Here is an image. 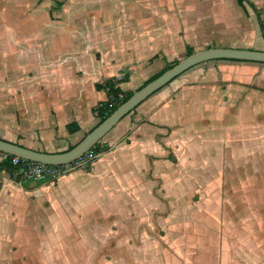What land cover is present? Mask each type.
Masks as SVG:
<instances>
[{
  "label": "crops",
  "instance_id": "1",
  "mask_svg": "<svg viewBox=\"0 0 264 264\" xmlns=\"http://www.w3.org/2000/svg\"><path fill=\"white\" fill-rule=\"evenodd\" d=\"M21 10L17 7L10 10L11 24ZM28 11L30 22L22 27L24 30L8 24L9 19H5L8 15L0 11V64L4 69L2 74L7 75V80L2 78L0 85L3 90L0 112L6 110V96L9 95L10 120L16 128L12 138H0L35 150L61 152L79 142L99 123L95 107L108 97L105 89L96 87L98 83L108 78H122L118 87L123 91H135L152 76H143L144 69L136 64L157 57L158 51L150 48L158 46L163 36L155 29L148 35L140 33L132 40L129 32L120 34L112 25L108 27L99 22L98 17L90 23L93 12L87 23L81 19L79 23L66 20L52 23L50 10L38 7ZM3 20L6 23H2ZM87 33L90 39L85 43L83 37ZM22 35L28 40L27 45L18 39ZM51 38H55V46L58 41L59 50L52 46ZM179 40L178 35L166 37L170 47ZM73 43H78L79 48H72ZM129 46L138 47L143 56L148 52V57L137 61L127 52ZM242 47L264 50V45L262 48ZM120 48L126 49L122 55ZM7 51L13 55L9 68L6 66ZM25 51L36 55L23 60ZM161 59L164 64L170 61L164 55ZM225 114L236 116L235 123L240 133L242 129V135L239 133L219 143L220 167L217 171L222 184L225 181L229 188L237 186L244 192L242 186L246 182L250 186L248 192L264 190V63L232 60H209L178 75L125 115L101 139L110 148L99 155L91 170H76L56 182L78 180L82 183L87 178L97 180L115 173L122 177L124 191L139 192L142 188L152 189L151 176L155 182L157 177L166 174L167 167L172 170L168 174L176 172L179 175L185 171L184 174L191 175L194 160L203 152L200 144L190 136L197 131V128L193 130L194 121L206 117L211 122L220 119L219 126L224 128ZM4 119L2 115L0 120ZM198 132L202 131L198 129ZM124 134V140L118 142ZM226 149H231L234 161L235 154L238 155L240 162H229L224 157L228 155ZM169 153L171 159L167 157ZM249 155L257 160L251 171L245 166ZM2 157L0 153V161ZM181 159L188 161L183 168L177 165ZM236 167L243 172L238 173ZM21 179L18 174L0 170V240L30 239L34 234L40 241L52 239L60 243L63 224L50 208L58 193L55 181ZM227 184H223V188L229 191ZM78 186L80 183H76V188ZM19 197L21 203L17 201ZM47 202L49 206H45ZM236 211L232 207L234 214H238ZM75 221L69 223L71 232L75 230ZM40 245L42 250L46 249L43 243ZM257 258L262 262L264 254L258 252Z\"/></svg>",
  "mask_w": 264,
  "mask_h": 264
},
{
  "label": "rangeland",
  "instance_id": "2",
  "mask_svg": "<svg viewBox=\"0 0 264 264\" xmlns=\"http://www.w3.org/2000/svg\"><path fill=\"white\" fill-rule=\"evenodd\" d=\"M248 1L254 3L264 20V0H0V11L8 15L5 19L11 24L10 10L23 9L12 23L19 30H24L22 27L30 22L28 10L38 7L51 11L52 23L62 20L79 23L80 19L87 23L93 12L90 23L98 17L99 22L108 27L112 25L120 34L129 32L132 40L140 33L148 35L156 29L158 35L163 36L158 46L150 48L158 51L157 57L136 64L144 69L143 76H151L164 65L161 55L170 61L183 58L185 44L194 50L238 45L262 48L264 37ZM172 34L178 35L180 40L170 47L166 37ZM89 35L83 37L85 43ZM24 36L18 39L27 45ZM51 42L53 46L55 38H51ZM57 42L54 48L59 50ZM70 46L79 48L78 43ZM121 50L120 55L126 52V49ZM127 52L137 61L148 57V52L143 56L135 46H129ZM10 53L6 52L7 68L12 65ZM29 53H23V60L36 55ZM2 67L0 64V85L2 78L7 80ZM2 91L0 86V100ZM6 97V110L0 112V117L5 118L0 120V136L12 138L16 128L10 120L9 95ZM236 120L235 115L225 114L224 128L219 126L220 119L211 122L206 117L194 121L193 130L197 128V131L190 136L200 144L203 152L194 160L192 174H184L185 171L179 175L176 172L168 174L172 170L167 167L166 174L157 177L155 182L151 176L152 189L124 191L122 177L115 173L97 180L87 178L82 183L54 180L58 193L50 208L63 224L60 231L63 239L60 243L52 239L40 241L31 233L30 239L0 240V264H264V260L261 262L257 258L258 252L264 254V190L248 192L250 186L245 182L243 186L247 189L242 186L243 192L233 185L230 189L229 183L224 181L228 191L223 188L217 171L220 167L219 143L240 133ZM124 138L125 134L118 142ZM226 151L228 155L224 157L229 162H240L236 154L237 161H234L231 149ZM171 155L167 157L171 159ZM256 162L254 155L247 156L246 170L251 171ZM186 163L187 160L181 159L177 165L183 168ZM91 166L76 170L88 171ZM236 170L243 172L237 167ZM18 175L24 179L20 173ZM76 183H80L77 188ZM235 195L236 199L239 197L237 205ZM17 201L21 203V197ZM232 207L238 214L232 212ZM74 220L75 230L71 232L69 223ZM40 243L45 250L40 248Z\"/></svg>",
  "mask_w": 264,
  "mask_h": 264
},
{
  "label": "water",
  "instance_id": "3",
  "mask_svg": "<svg viewBox=\"0 0 264 264\" xmlns=\"http://www.w3.org/2000/svg\"><path fill=\"white\" fill-rule=\"evenodd\" d=\"M216 59L264 63V50L231 46H212L194 50L191 54L178 59L174 65L163 71L160 75L133 91L123 103L86 133L84 137L71 148L61 152H48L31 149L0 138V153L14 155L23 159L49 165H60L73 161L94 146L125 115L131 112L155 91L165 86L172 79L189 68L204 61Z\"/></svg>",
  "mask_w": 264,
  "mask_h": 264
},
{
  "label": "trees",
  "instance_id": "4",
  "mask_svg": "<svg viewBox=\"0 0 264 264\" xmlns=\"http://www.w3.org/2000/svg\"><path fill=\"white\" fill-rule=\"evenodd\" d=\"M239 1L241 2L243 0H239ZM248 4L256 13L258 23H259V27H260V31H261V35L264 37V20L261 19L260 13H259L258 9L256 8V6L250 1H248ZM185 48H186L185 49V56L191 54L194 51V48L190 45H186ZM224 60H227V59H224ZM177 61L178 60L165 61L164 66L157 73H155L154 75L149 77L147 80H145L141 86L145 85L147 82H149L150 80H152L155 77H157L158 75H160L163 71H165L166 69H168L169 67L174 65ZM232 61H236V60H232ZM121 80H123V79L122 78H120V79L108 78V79H105L103 81V83H101V84L98 83L96 85V87H98V88L105 89L106 93H107V97H108L106 99L107 101L105 100L103 102V106L97 105L95 107V112L99 116V119H100L99 122L102 121L104 118H106L111 112H113L121 103H123L133 93V91H131V90L123 91L122 89H120L118 87V83L121 82ZM118 94H121V96L118 97ZM110 98H113V99L111 100ZM109 104H111V106H109ZM99 141L94 146H92V148L97 150V151H102V152L107 151L108 150V144L104 143L101 145L99 143ZM2 155H3V157L0 161V170L7 171L9 173L17 172L19 174L20 172H19L18 167L12 165L10 162L11 155H9V154H2Z\"/></svg>",
  "mask_w": 264,
  "mask_h": 264
},
{
  "label": "built area",
  "instance_id": "5",
  "mask_svg": "<svg viewBox=\"0 0 264 264\" xmlns=\"http://www.w3.org/2000/svg\"><path fill=\"white\" fill-rule=\"evenodd\" d=\"M120 96L121 94H118V97ZM110 99L112 100L113 98ZM103 102L98 103V106H103ZM109 106H111V104H109ZM99 143L102 145L106 143V141L100 140ZM101 153L102 151H97L91 147L84 154L73 161L60 165L44 164L23 159L14 155H11L10 162L12 165L18 167L20 174L26 180L54 181L66 174L72 173L76 169L88 168L94 163Z\"/></svg>",
  "mask_w": 264,
  "mask_h": 264
}]
</instances>
